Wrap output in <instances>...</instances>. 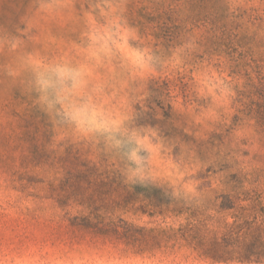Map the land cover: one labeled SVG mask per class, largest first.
I'll return each instance as SVG.
<instances>
[{"label":"rangeland","instance_id":"374dc122","mask_svg":"<svg viewBox=\"0 0 264 264\" xmlns=\"http://www.w3.org/2000/svg\"><path fill=\"white\" fill-rule=\"evenodd\" d=\"M241 215L264 0H0V264H264L223 239Z\"/></svg>","mask_w":264,"mask_h":264},{"label":"trees","instance_id":"16d2710c","mask_svg":"<svg viewBox=\"0 0 264 264\" xmlns=\"http://www.w3.org/2000/svg\"><path fill=\"white\" fill-rule=\"evenodd\" d=\"M264 216V215H263ZM262 216V217H263ZM236 221L234 224L230 225L226 229V233L223 234V239H229L233 241V244L241 245L243 248L249 246L247 242H256L259 241L264 233V225L259 223V217L253 216L251 219L247 218L243 215L238 216L235 218ZM177 235H179L183 240H191L196 243V245H203L205 241L204 238H199L198 229L196 226H186L185 228L178 229ZM249 240V241H248ZM229 245V244H228ZM226 245V246H228ZM251 246V245H250ZM226 249V248H225ZM229 254L230 252L226 250ZM239 262H246V263H258L259 260H251L249 258H237Z\"/></svg>","mask_w":264,"mask_h":264}]
</instances>
